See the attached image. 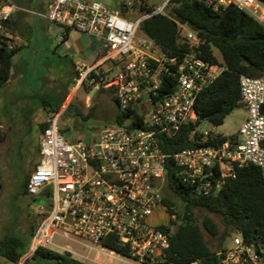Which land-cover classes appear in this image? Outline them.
Segmentation results:
<instances>
[{"label":"built area","instance_id":"2783aa9c","mask_svg":"<svg viewBox=\"0 0 264 264\" xmlns=\"http://www.w3.org/2000/svg\"><path fill=\"white\" fill-rule=\"evenodd\" d=\"M198 1L215 11L240 7L264 25V0ZM17 9L23 8L0 0V47L17 46L9 26ZM163 9L134 19L102 0H52L46 12L23 9L67 31L99 39L116 72L108 77L97 65H81L76 86L87 81L97 88L102 85L113 92L122 110L133 109L140 118L133 115L94 138L69 139L60 126L64 111L48 115L40 137V162L26 190L33 196L46 195L50 207L34 233L28 256L18 262L6 259L5 264H26L39 247L58 248L94 262L92 251L107 249L102 240L109 236L129 247V254L110 250L123 264H167L166 251L176 229L172 221L177 219L169 210L173 206L163 203L169 157L180 168L182 181L200 195L219 191L247 165L259 167L264 176V73L240 75L241 102L248 117L238 131L213 134L196 126L191 133L194 146L164 151V138L174 137L186 123L199 121L198 96L226 65L222 59L212 62L200 56L202 38L187 23L180 26L188 49L177 56L168 55L146 34L141 36L142 21ZM65 39L66 34L58 36L59 42ZM171 77L176 79L174 85H170ZM1 129L0 125V138ZM228 239L220 251V264H264L263 239H249L238 231ZM65 241L86 246L89 252L70 251Z\"/></svg>","mask_w":264,"mask_h":264},{"label":"trees","instance_id":"16d2710c","mask_svg":"<svg viewBox=\"0 0 264 264\" xmlns=\"http://www.w3.org/2000/svg\"><path fill=\"white\" fill-rule=\"evenodd\" d=\"M125 7L127 5L121 3V7L116 8L125 14ZM134 7L143 14L155 10L146 0L135 3ZM166 7L169 8L168 12L156 13L143 20L141 29L161 45L164 52L177 56L188 49V44L182 40L180 25L192 22L200 28V56L217 62L216 50L220 52L226 69L200 93L195 104L200 122L207 121L212 126H220L241 104L240 75L256 77L264 73V25L237 6L215 11L198 0H168ZM20 48L0 47V90L11 77L13 58ZM175 81V77H171L170 85H174ZM115 102L117 103L116 99ZM117 106L115 119L118 124H123L133 115L140 118L135 110H122L118 103ZM59 107L60 105L54 110ZM46 126V122L41 123L42 131ZM193 130H196V124L189 122L174 137L164 138V151L174 153L194 146L191 136ZM29 177L30 175L27 177L26 187ZM2 188L0 175V190ZM163 203L168 208L173 206L169 210L177 215V219L172 221L176 224V229L170 236V247L166 251L167 264H186L197 259L201 264H220V251L225 246L213 250L203 233L205 229L212 236H217L220 233L219 226L210 215H204L199 220L197 209L220 215L227 227L224 234L230 235L238 231L246 238L264 240V176L255 165L242 167L237 176L228 179L219 191L205 196L194 192L182 181L180 168L169 157L166 163ZM102 244L111 251L122 254L130 252L129 247L122 244L116 236L104 238ZM20 247L19 239L3 240L0 242V255L18 262L28 252L20 250ZM26 264L90 263L75 258L70 252L60 253L39 247L26 260Z\"/></svg>","mask_w":264,"mask_h":264},{"label":"rangeland","instance_id":"374dc122","mask_svg":"<svg viewBox=\"0 0 264 264\" xmlns=\"http://www.w3.org/2000/svg\"><path fill=\"white\" fill-rule=\"evenodd\" d=\"M13 3H33V7L41 0H7ZM114 7H125V15L138 18L141 13L134 7L141 0H102ZM155 10L164 6L163 12H168V0H146ZM185 28V27H184ZM141 36L145 33L141 29ZM31 50L20 48L14 55L11 77L0 90V125L2 137L0 138V175L3 188L0 190V242L7 239H19L20 250H30L31 242L43 214L50 207V199L46 195L33 196L26 191V180L40 162V137L42 133L41 121L49 112L59 106L67 97L62 109L61 130L71 139L77 136L96 137L106 127L118 125L115 117L118 111L113 92L102 85L97 88L95 84L87 83L80 87L76 81L69 79L70 74H65L63 80L44 84V76L50 67L55 66L45 53L36 50L35 45ZM37 43H39L37 41ZM40 46L42 42L39 43ZM216 55L222 56L218 50ZM110 64V63H109ZM110 70H101L110 77L116 72V67L110 64ZM78 73V72H77ZM72 90V91H71ZM70 104V105H69ZM248 117L246 106L241 104L225 119L224 124L212 126L207 121H202L198 126L201 131H211L213 134L231 135L238 131ZM199 220L204 215H210L218 224L220 233L212 236L203 229L204 237L213 250H219L228 244L227 227L220 215L209 213L205 210H196ZM59 239V238H58ZM61 240H59L60 242ZM70 251L89 252L86 246H74L70 241L64 242ZM60 253H66L58 248H52ZM26 253L21 260L27 257ZM75 258H80L77 255ZM91 256L96 260L90 264H123L120 256L109 249L96 247ZM81 260L88 262L85 258ZM0 264H5V257L0 255ZM131 264V263H128Z\"/></svg>","mask_w":264,"mask_h":264},{"label":"crops","instance_id":"0c3cea01","mask_svg":"<svg viewBox=\"0 0 264 264\" xmlns=\"http://www.w3.org/2000/svg\"><path fill=\"white\" fill-rule=\"evenodd\" d=\"M51 1L52 0H41L36 3L34 7L32 6L33 3H11L19 8L46 12ZM23 9H17L12 14L10 31L17 46L21 48L26 47L31 50L34 42H36L35 44H37V46L35 45V49L40 53H45V55L55 63V66L50 67L48 74L43 77L44 84L49 85L63 80L67 73L70 74L69 79L74 81L77 77L78 67L81 65H97L101 70L106 71L112 68L109 67L112 63L107 61L106 49L102 42L96 37L77 30L67 31L64 27L54 24L45 17L37 16ZM61 34H66V39L63 42L58 41V36ZM37 41L39 43L42 42V45L40 46ZM67 101L68 97L60 104L61 109ZM50 110L51 108L47 110L46 117L41 123L46 122L48 115L52 113L49 112ZM53 111L56 110L53 109Z\"/></svg>","mask_w":264,"mask_h":264},{"label":"water","instance_id":"95a60500","mask_svg":"<svg viewBox=\"0 0 264 264\" xmlns=\"http://www.w3.org/2000/svg\"><path fill=\"white\" fill-rule=\"evenodd\" d=\"M187 26L191 29V30H193V31H196V32H198L199 30H200V28L195 24V23H192V22H187ZM200 125V121H198L197 123H196V126L198 127Z\"/></svg>","mask_w":264,"mask_h":264}]
</instances>
